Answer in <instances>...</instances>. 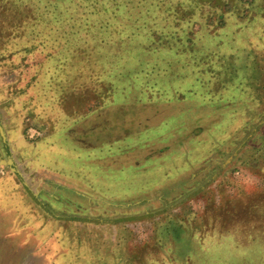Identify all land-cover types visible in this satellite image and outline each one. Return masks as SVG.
Listing matches in <instances>:
<instances>
[{
	"label": "trees",
	"instance_id": "trees-1",
	"mask_svg": "<svg viewBox=\"0 0 264 264\" xmlns=\"http://www.w3.org/2000/svg\"><path fill=\"white\" fill-rule=\"evenodd\" d=\"M258 18L264 19V0H0V116L13 148L20 152L26 167L33 168V174L50 171L110 200L146 198L145 189H140L150 191L157 178L150 163L107 169L96 161L101 160L95 157L100 150L83 147V152L70 145L68 150L78 162L67 161L73 167L58 166L61 159L56 153L51 164L27 163L34 159L33 155L56 147L53 135L69 136L72 118L122 104L126 100L125 89L137 87V79L123 69L129 67V56L137 58L138 64L147 63L143 62L142 53L157 58L148 71L149 78L146 77H152L153 85L163 82L170 92L176 93L174 82H182L189 88L185 93H189L191 101L224 105V110L216 114L220 118L213 123L215 130L192 151L208 143L220 147L227 139L220 140L218 136L234 124L230 138L244 130L250 132L264 118V50L254 42L244 47L238 41L244 39L241 31L246 27L242 25L252 27ZM261 35L263 39L262 32ZM245 38L250 40L246 35ZM133 41L139 43L140 52L139 48L134 52L123 47ZM171 60L182 65L177 80L166 78L174 76ZM143 87L146 86L139 88ZM142 91L152 96V92ZM236 103H240L237 108L233 106ZM171 124H177V120ZM35 127L42 134L32 138L29 130ZM27 148L31 149L29 156L23 152ZM185 157L190 159L188 154ZM117 171H121L119 178H112ZM31 178L32 183L40 179ZM8 179L7 190L11 184L16 185L11 176ZM99 180L105 184L98 186ZM167 195L171 196L172 191ZM154 202L164 203L165 198L151 203ZM52 203L60 204L54 199ZM27 217L33 221L29 220V225L38 227L40 234H48L45 239L55 245L53 255L48 254L47 258H66L68 250H81L72 246L73 238L64 242L60 237L58 230H65L66 224L56 223L44 213L40 220ZM227 220L222 221L226 229ZM198 221L193 218L187 219V224L171 222L159 226L156 233L172 239L177 248L183 245L185 250L184 254H177V249L170 248L171 255L166 251L164 257L175 259L173 255L187 257L192 253L193 241L188 233L193 232L192 228L201 229ZM124 226L127 225L112 227L118 230ZM126 229L131 234L132 230ZM82 238L100 256L99 260H106L105 264L147 263L144 251L120 249L131 239L124 240L118 232H112L106 240L96 235L95 239L89 235L82 236L81 241ZM100 244L105 246L102 251ZM160 247L164 251L165 246Z\"/></svg>",
	"mask_w": 264,
	"mask_h": 264
},
{
	"label": "rangeland",
	"instance_id": "rangeland-1",
	"mask_svg": "<svg viewBox=\"0 0 264 264\" xmlns=\"http://www.w3.org/2000/svg\"><path fill=\"white\" fill-rule=\"evenodd\" d=\"M242 26L246 28L240 31L250 40L244 35V39L238 41L239 45L245 47L254 42L264 50V37L261 39V32L264 35V19L258 18L252 27ZM139 46L137 41L129 43V46L123 45L126 49L132 48L134 52L138 51ZM141 58L147 63L138 64L137 58L129 56V67L123 69L137 79V87L126 88L125 94L122 92L126 98L122 104L105 106L86 116L72 118V125L68 128L69 136L53 135L57 139L56 147L33 155L35 160L29 159L31 162L27 164H51L56 153L61 159L57 161L58 166L73 167L67 161L78 162L68 150L69 145L83 152H86L83 147H93L94 152L100 150L95 157L101 160L96 161L107 169L150 163L154 166L157 178L150 191L139 187L140 191H146L144 199L116 197L110 200L77 181L56 176L50 171L33 174V168H27L20 152L13 148L0 116L9 149L19 170L33 192L52 213L60 217L92 220L130 218L107 223L56 220L33 200L17 176L7 166L0 164V264H105L106 260H99L100 256L90 248L86 239L82 238L81 241V237L89 235L94 238L96 235L106 240L112 232H118L124 240L131 239L123 243L120 249L136 253L144 251L146 264H264V118L257 121L250 132L241 131L233 138L229 136L235 124L226 127L224 133L218 136L220 140L227 139L220 147L208 143L192 151L196 144L198 146L208 138L210 131L215 130L213 123H218L220 118L216 114L224 110L221 108L224 105L191 101L189 93H185L189 88L182 82H174L176 93L170 92L171 89L163 82L153 85L152 77L148 80V71L152 70L157 58L146 53H142ZM171 63L174 65V76L166 78L177 80L182 65L175 60H171ZM142 85L146 87L139 88ZM142 89L152 92V96L141 93ZM233 106L237 108L240 103ZM7 107L12 108L8 104ZM175 120L177 124L169 125ZM40 126L47 128L45 124ZM34 129L42 134L37 127ZM152 133L157 135L153 137ZM0 151L8 158L1 133ZM23 152L26 156L32 154L30 148L23 149ZM187 154L189 160L185 157ZM229 160L227 166L219 172ZM120 172L117 171L112 178H119ZM10 176L16 185L12 182V187L7 190ZM32 176L33 180L40 178V182L32 183ZM101 184H105V181L99 180L97 185ZM200 188L204 189L199 191ZM207 189H210L208 193ZM169 191H172L171 196L167 195ZM163 198L164 203H151ZM53 199L60 204L52 203ZM129 203L135 204V208L123 206ZM42 213L56 223L67 226L75 224L67 228L65 225V230L58 231L64 242L73 238L72 246L81 250H68L66 258L62 255L56 260L47 258L48 254L53 255L55 245L45 239L48 234H40L38 227L29 225L32 219L27 220V216L39 219ZM209 217H212L211 221L207 220ZM217 217L223 223L224 218H228L227 229L222 221L218 222ZM193 218L199 220L201 229L192 228L190 230L193 232L188 233L193 241L192 253L187 257L173 255L175 259L164 257L166 251L171 255L170 248L177 249V254H184L185 250L183 245L177 248L176 242L174 245L172 239L156 233V230L171 222L187 224V219ZM200 219L205 225L200 223ZM120 224L127 225L126 228L132 230L131 234L125 226L118 230L112 227ZM159 245L165 246L164 251ZM104 247L100 244L99 250L102 251Z\"/></svg>",
	"mask_w": 264,
	"mask_h": 264
},
{
	"label": "water",
	"instance_id": "water-1",
	"mask_svg": "<svg viewBox=\"0 0 264 264\" xmlns=\"http://www.w3.org/2000/svg\"><path fill=\"white\" fill-rule=\"evenodd\" d=\"M0 133L3 137V140H4V144H5V147H6V150H7V154H8V158H5L4 155L2 154V152L0 151V164H3L5 166H7L11 171L12 173H14L16 176H17V180H19L23 186L25 187V189L27 190V192L29 193V195L33 198V200L44 210L46 211L50 216H52L53 218H55L56 220H69V219H72V220H86V221H95V222H102V223H107V222H116V221H123V220H130V218H122V219H116V220H92V219H78V218H66V217H60V216H57L56 214L52 213L42 202L41 200L39 199L38 195L36 193L33 192V190L30 188V186L28 185V183L26 182L23 174L21 173V171L19 170L16 162H15V159L9 149V145H8V139H7V135H6V132H5V129L2 125V122H1V119H0ZM231 160V158H230ZM230 160L228 162H226L225 165L222 166L221 170L219 172H221L226 166L227 164L230 162ZM218 172V173H219ZM217 175V174H216ZM216 175L214 178H216ZM205 188V187H204ZM204 188H200L199 191L203 190ZM198 191V192H199ZM194 193L195 195L198 193ZM193 194V196H194ZM190 198V197H189ZM150 215H154V214H150Z\"/></svg>",
	"mask_w": 264,
	"mask_h": 264
},
{
	"label": "built area",
	"instance_id": "built-area-1",
	"mask_svg": "<svg viewBox=\"0 0 264 264\" xmlns=\"http://www.w3.org/2000/svg\"><path fill=\"white\" fill-rule=\"evenodd\" d=\"M29 133H30L31 137H35V136L41 134L37 129H34V128L30 129Z\"/></svg>",
	"mask_w": 264,
	"mask_h": 264
},
{
	"label": "crops",
	"instance_id": "crops-1",
	"mask_svg": "<svg viewBox=\"0 0 264 264\" xmlns=\"http://www.w3.org/2000/svg\"><path fill=\"white\" fill-rule=\"evenodd\" d=\"M125 208H128V209H130V208H135V204L133 205V203H129V204H124L123 205Z\"/></svg>",
	"mask_w": 264,
	"mask_h": 264
}]
</instances>
